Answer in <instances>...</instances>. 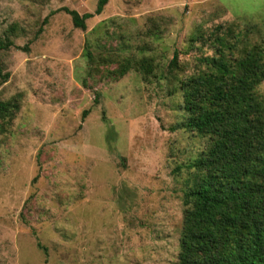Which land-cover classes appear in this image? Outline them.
<instances>
[{
  "label": "rangeland",
  "instance_id": "obj_1",
  "mask_svg": "<svg viewBox=\"0 0 264 264\" xmlns=\"http://www.w3.org/2000/svg\"><path fill=\"white\" fill-rule=\"evenodd\" d=\"M96 3L0 0V100L18 103L0 133V264H176L186 165L207 145L176 128L177 78L211 53L190 38L264 37V0H108L85 30L62 11Z\"/></svg>",
  "mask_w": 264,
  "mask_h": 264
},
{
  "label": "trees",
  "instance_id": "obj_2",
  "mask_svg": "<svg viewBox=\"0 0 264 264\" xmlns=\"http://www.w3.org/2000/svg\"><path fill=\"white\" fill-rule=\"evenodd\" d=\"M107 2L97 0L93 13L62 11L85 30ZM252 32L253 26L217 24L190 38V45L207 41L211 53L177 78L183 119L176 128L206 138L207 145L186 165L190 183L182 195L176 264H264V101L257 94L264 37L254 39ZM10 45L0 42V50ZM177 68L174 54L169 74ZM17 110L15 99L0 100V133Z\"/></svg>",
  "mask_w": 264,
  "mask_h": 264
}]
</instances>
